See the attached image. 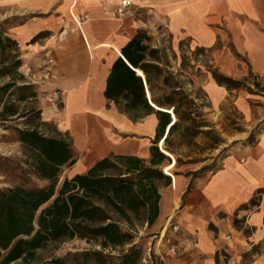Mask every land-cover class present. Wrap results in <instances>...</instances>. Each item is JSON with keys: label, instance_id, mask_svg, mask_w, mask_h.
<instances>
[{"label": "crops", "instance_id": "1", "mask_svg": "<svg viewBox=\"0 0 264 264\" xmlns=\"http://www.w3.org/2000/svg\"><path fill=\"white\" fill-rule=\"evenodd\" d=\"M120 1L0 0V10L15 18L10 33L24 60L22 73L39 89L42 119L53 122L78 151V160L66 166L64 177L85 172L105 157L151 156L159 131L157 114L133 116L106 95L113 63L125 58L122 48L140 30L153 40L162 39L160 33L166 31L177 49L185 39L204 48L226 40L246 58L247 66L232 61L222 65L223 71L242 76L250 69L264 75V0H133L137 5L119 14ZM44 67L51 72L46 80ZM137 72L144 77L141 69ZM214 85L207 79L206 87ZM217 86L220 101L225 87ZM55 90L62 94L59 103L51 97ZM232 91L250 126L242 139L254 131L255 140L232 145L222 166L188 191L187 179H181L180 194L163 191L154 229L168 227L151 264H230L232 259L236 264H264V126L256 128L264 120V91ZM146 92L150 103L162 109L152 101L147 85ZM168 131L166 127L165 136ZM169 218L179 225L178 232L168 225ZM170 245L177 254L169 251Z\"/></svg>", "mask_w": 264, "mask_h": 264}, {"label": "trees", "instance_id": "2", "mask_svg": "<svg viewBox=\"0 0 264 264\" xmlns=\"http://www.w3.org/2000/svg\"><path fill=\"white\" fill-rule=\"evenodd\" d=\"M150 39L146 31L140 30L127 42L122 48L125 58L119 56L113 63L106 86L107 97L120 110L136 117L142 112L157 114L159 131L150 159L129 154L105 157L87 171L66 175L60 182L63 167L76 163L78 151L63 135H48L39 129L45 123L36 120L41 119V108L22 106L31 97H38L37 84L19 82L25 76L18 70L24 64L18 41L0 31V77H10L0 84V124L15 134L26 155V165H22L20 159L0 154V173L12 178L10 185L0 187V264H67L62 257L46 260L39 251L75 237L98 240L103 249L129 245L121 255L123 263L139 261L142 247L139 242L134 243L138 228L145 224L153 227L160 213V183L164 180L163 186L172 184V176L162 167L172 160L159 148V141L164 138L165 149L174 154L170 136L183 121L193 120L191 110L181 109L192 100L178 83L170 84L172 74L153 58L158 50L150 46ZM137 69L143 71L144 77ZM164 71L168 74L161 79ZM213 75L228 89L242 83L220 72ZM146 85L152 101L172 109L176 121L169 110L156 109L150 103ZM20 118H25V127L12 124ZM191 125L184 128L190 130ZM166 127L169 131L165 136ZM193 130L194 134L210 133L213 128ZM254 140L252 131L245 140H235L231 145ZM206 169L203 166L193 172L187 191ZM93 254L101 264L106 263L103 250ZM88 256L85 254V259Z\"/></svg>", "mask_w": 264, "mask_h": 264}, {"label": "rangeland", "instance_id": "3", "mask_svg": "<svg viewBox=\"0 0 264 264\" xmlns=\"http://www.w3.org/2000/svg\"><path fill=\"white\" fill-rule=\"evenodd\" d=\"M14 19L13 14L10 16L8 12L0 10V31H5L9 36L13 37L10 33V27L15 23ZM161 34H163V38L159 40H153L152 36L149 34L151 37L149 41L150 46L158 50L153 58H155V60H160L164 65H169L170 69L164 66L166 70L170 73L175 72L177 74V76L171 75L170 84L172 85L177 82L183 87L192 100L191 104L188 105L185 103L181 108L183 111L188 109L193 112L191 114L193 120H189L192 124V129L188 130L184 128L186 124L190 123L183 121L170 136L169 144L173 148L174 154L165 149L166 144L164 140L161 142V147L159 146L160 149L163 148L165 150L164 152L168 154L172 160L170 163L168 161L162 165L165 172L172 176V184L163 186L164 180H162L160 183L161 190H173L175 193L180 194L182 191L181 179L190 181L193 177V172H196L203 166H207L208 169L203 171L201 177L211 175L217 168L222 166L224 157L229 153L233 141L243 140L242 136H245V132L248 131L250 126H248L242 112L237 108L232 90L244 89L250 95L260 94L264 91V75L256 74L250 69L244 72L242 76L230 75L223 71L222 65L229 66L232 61L240 63L244 61L247 66L246 58L234 52L231 42L226 40L218 39L213 48H204L194 44L192 45L190 40L185 39L180 44L181 49H177L173 48L171 38L168 37L166 31H163L160 35ZM18 70L22 72L21 67ZM213 72H220L223 75L240 80L242 83L238 88L230 90L226 85H223L225 89L221 90H223L225 97L219 101L217 99L219 97L218 90L220 89L217 84H220L214 78ZM167 74L168 73L164 71L161 79ZM207 79L209 81L214 80L216 85H214L213 88L210 86L206 87ZM8 80H10L9 76H2L0 77V84ZM19 82L26 83L28 82V78L25 76V78L20 79ZM37 91L38 97H31L30 101L27 103H21L22 106L26 104V106L30 108H40L42 102L40 100L38 87ZM213 97H216V99L213 100ZM13 98H17V95H14ZM160 108L169 110L173 113V119H177L172 109ZM258 114L260 115V113ZM36 120L41 122V120H43L42 116L41 119L38 118ZM12 124L25 127V118H20ZM199 124H203V126L197 127ZM263 126L264 120L258 122L256 128ZM195 127L201 130L213 128V131L210 133L199 132L194 134L193 128ZM39 129L48 135L55 136L62 134L51 121H45L44 124H40ZM0 154L20 159L22 165H26L24 161L26 155L23 146L20 142L15 140V134L5 129L1 124ZM149 159L150 157L146 158V160ZM66 169L67 167H63L60 182H62L64 178ZM174 172H178V174L175 176ZM174 176L177 179L176 181ZM201 177H196L195 182ZM11 180L12 178L10 176L0 173V187L10 185ZM161 231L162 228L155 227L154 229V225L153 228H149L146 224L138 228V234L134 243L139 242L141 244L142 256L136 264H151L152 261H155L154 257L157 256L155 255V248L160 246L158 240ZM128 246L129 245H125L115 249H103L98 244V240L75 237L52 243L48 247L40 250L39 254L46 260L62 257L66 260L67 264H101L93 253L96 250H103V252L107 254V261L105 264H124L121 255L126 251ZM85 254H89L88 259H85ZM148 254H151L152 260L150 261L148 258L147 261H144L143 257L148 256Z\"/></svg>", "mask_w": 264, "mask_h": 264}, {"label": "built area", "instance_id": "4", "mask_svg": "<svg viewBox=\"0 0 264 264\" xmlns=\"http://www.w3.org/2000/svg\"><path fill=\"white\" fill-rule=\"evenodd\" d=\"M136 4L132 1V0H121L118 7H117V11L119 14H124V13H127L128 11L132 10V8L135 6ZM51 61V60H50ZM44 74L42 76V79L43 80H46L50 77V68L48 67H44ZM28 74H33L34 75V72L32 71L31 68H28ZM32 75V76H33ZM61 92L58 91V90H55L52 92V95L51 97L55 100V101H58V103L61 101L62 99V96H61ZM171 220V221H170ZM168 225L170 226V228L172 229V231L174 233L178 232L179 230V225L178 224H174L172 222V219L169 218L168 219ZM168 227V226H167ZM167 227L165 226L162 231L160 232V235H159V242H164L165 241V233L167 231ZM227 238L231 239L232 236L229 234L227 235ZM234 248H237V244H234ZM169 251L172 253V254H177L178 252V249L176 248V246L174 245H170L169 247ZM237 263V260L236 259H232L230 264H236Z\"/></svg>", "mask_w": 264, "mask_h": 264}, {"label": "water", "instance_id": "5", "mask_svg": "<svg viewBox=\"0 0 264 264\" xmlns=\"http://www.w3.org/2000/svg\"><path fill=\"white\" fill-rule=\"evenodd\" d=\"M160 146V145H159Z\"/></svg>", "mask_w": 264, "mask_h": 264}]
</instances>
